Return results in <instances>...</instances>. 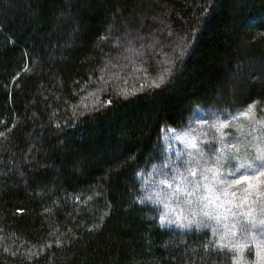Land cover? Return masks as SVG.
Returning <instances> with one entry per match:
<instances>
[{
  "label": "trees",
  "instance_id": "trees-1",
  "mask_svg": "<svg viewBox=\"0 0 264 264\" xmlns=\"http://www.w3.org/2000/svg\"><path fill=\"white\" fill-rule=\"evenodd\" d=\"M129 33L172 68L119 92L100 74ZM207 107L264 119V0H0V264H232L138 176Z\"/></svg>",
  "mask_w": 264,
  "mask_h": 264
},
{
  "label": "rangeland",
  "instance_id": "rangeland-1",
  "mask_svg": "<svg viewBox=\"0 0 264 264\" xmlns=\"http://www.w3.org/2000/svg\"><path fill=\"white\" fill-rule=\"evenodd\" d=\"M162 26V23L158 24V28L161 30H163ZM129 31L131 30L128 29ZM131 33H135V31H131ZM123 40L126 42L121 47L125 50L123 60L106 61L105 70L100 74L101 78L109 77L112 80L110 84L108 80L106 82L115 90L130 92L132 91V86H138L141 81L145 82L144 86L152 85L171 70L172 67H165H169L168 55L159 53L158 51L159 55L154 58V54L151 55V53L146 52V49L142 50V48H139L138 44L140 45L145 40L146 42L149 41V38L129 33L128 38ZM138 79L139 81L135 85L134 83ZM125 83H128V86H124ZM101 99V95L92 91L80 99V104L83 108L88 109L99 105ZM201 115L202 112H198L197 114H193L191 118L188 117V123H191V126H196L201 122L198 119ZM225 125L226 121L219 119L213 123L211 128L203 129L196 127L195 131L207 137H213L217 136ZM238 131V137L240 138L245 135L246 142L240 148L233 146L232 153L239 152L243 155L244 160L241 162V166L251 170L248 173L239 172L237 177L229 178L226 171L231 166L224 168V165L233 164H230L227 160L215 162L216 164L208 163L209 159L205 156L206 152L204 148L209 143H204L203 138L190 136L189 133L169 126L164 132L166 146L164 143V148L160 151V157H164L165 160L161 167L152 168L150 175L166 183H172L176 178L185 183L198 182L200 181V179H197L198 175H201L202 181L209 183L211 186L209 195L211 196V204L214 205V210L217 213L237 218L253 215L256 212L253 206L258 205L259 202L264 200V187L259 185V180L264 179V176H258L259 173L264 172V129L261 127H256L255 129L247 127L244 133L243 129L238 127ZM219 139L216 138L215 140L217 145H220ZM215 147L212 146L210 148L213 149ZM178 168L185 170V172H176ZM199 171L205 174L202 175ZM189 172L194 175V178L188 177L185 174ZM245 175L251 177L247 182L240 180V177ZM141 181L143 183V200L156 202L160 194L156 193L148 185L147 180ZM249 187L251 188L250 190L247 189ZM158 189L163 193L170 192V189L164 186L158 185ZM240 204H248L252 208L250 210L240 209L238 207ZM166 221L165 219L163 220V222ZM199 226H206V223H202ZM259 246L256 245L255 247ZM256 252L259 253L258 256L254 254ZM238 264H264V244L262 243L260 249L254 248L248 254L241 255Z\"/></svg>",
  "mask_w": 264,
  "mask_h": 264
},
{
  "label": "snow or ice",
  "instance_id": "snow-or-ice-1",
  "mask_svg": "<svg viewBox=\"0 0 264 264\" xmlns=\"http://www.w3.org/2000/svg\"><path fill=\"white\" fill-rule=\"evenodd\" d=\"M108 103H111V100H109ZM258 176H264V172L259 173ZM250 179H251V177L247 176V175L240 177V180H243L245 182L249 181ZM259 185L261 187H264V179L259 180ZM254 254L257 255V256L259 255L258 252L254 253Z\"/></svg>",
  "mask_w": 264,
  "mask_h": 264
}]
</instances>
